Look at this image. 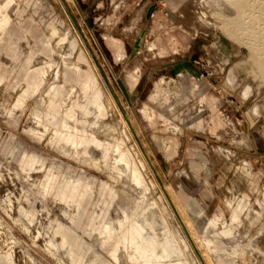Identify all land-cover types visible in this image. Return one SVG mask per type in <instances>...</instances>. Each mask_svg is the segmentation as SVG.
<instances>
[{"label":"rangeland","instance_id":"1","mask_svg":"<svg viewBox=\"0 0 264 264\" xmlns=\"http://www.w3.org/2000/svg\"><path fill=\"white\" fill-rule=\"evenodd\" d=\"M0 264H264V0H0Z\"/></svg>","mask_w":264,"mask_h":264},{"label":"bare ground","instance_id":"2","mask_svg":"<svg viewBox=\"0 0 264 264\" xmlns=\"http://www.w3.org/2000/svg\"><path fill=\"white\" fill-rule=\"evenodd\" d=\"M154 46V45H153ZM156 51V50H155ZM120 113V112H119ZM118 116V115H117ZM123 116V115H122ZM122 118H124V116L122 117ZM124 120H125V118H124ZM125 122H126V120H125ZM173 200V199H172ZM167 201V200H166ZM168 203V202H167ZM173 203H175V202H173ZM169 205V204H168ZM175 206H176V204H174ZM171 207V206H170ZM172 208V207H171ZM170 211H171V213H172V215H173V217L175 218V216H174V214L175 213H173V211L170 209ZM179 211V210H178ZM179 215H180V217H181V219H182V222L184 223V220H183V217H182V215L179 213ZM177 218H175V220H176ZM177 221V220H176ZM179 222V221H178ZM181 227V226H180ZM190 231V230H189ZM190 237H191V239L192 240H194V238H193V236H191V234H190ZM189 240V239H188ZM194 251V250H193Z\"/></svg>","mask_w":264,"mask_h":264}]
</instances>
